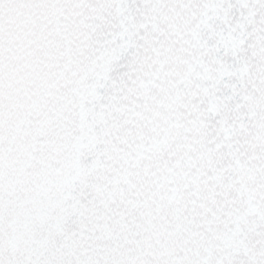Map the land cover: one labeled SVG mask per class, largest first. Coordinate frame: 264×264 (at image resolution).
I'll use <instances>...</instances> for the list:
<instances>
[{
	"label": "snow or ice",
	"instance_id": "1",
	"mask_svg": "<svg viewBox=\"0 0 264 264\" xmlns=\"http://www.w3.org/2000/svg\"><path fill=\"white\" fill-rule=\"evenodd\" d=\"M0 264H264V0H0Z\"/></svg>",
	"mask_w": 264,
	"mask_h": 264
}]
</instances>
